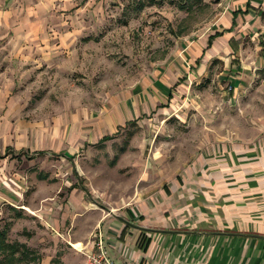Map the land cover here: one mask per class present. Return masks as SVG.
Segmentation results:
<instances>
[{"label":"rangeland","instance_id":"obj_1","mask_svg":"<svg viewBox=\"0 0 264 264\" xmlns=\"http://www.w3.org/2000/svg\"><path fill=\"white\" fill-rule=\"evenodd\" d=\"M223 12L224 0H0V114L19 129L38 130L43 141L50 131L55 139L70 134L73 158L57 150L48 164L82 189L92 209L111 211L187 180L208 145L224 139L253 147L264 136V70L237 82L220 76L224 66L216 61L204 77L179 80L174 96L150 115L118 124L112 112L150 84L156 69L179 64L192 74L180 55ZM106 119L115 121L111 131L102 128ZM210 133L215 139H206ZM45 157H36L38 166ZM205 169L201 184L212 176L215 187L183 188L184 195L210 196L219 223L225 209L231 222L253 228L249 215L264 210L259 173ZM240 212L248 218L238 219ZM19 218L7 210L0 230L9 243L26 245L22 264H82L81 248L56 242L52 226Z\"/></svg>","mask_w":264,"mask_h":264},{"label":"crops","instance_id":"obj_2","mask_svg":"<svg viewBox=\"0 0 264 264\" xmlns=\"http://www.w3.org/2000/svg\"><path fill=\"white\" fill-rule=\"evenodd\" d=\"M263 42L264 0H224L221 17L190 42L184 57L180 55L184 68L192 64L196 70L184 73L179 64L156 69L157 76L150 84L137 89L122 107H114L115 121L124 124L155 112L167 103L170 93L174 96L172 89L179 80L186 77L191 82L204 77L213 62L223 64L220 76L234 75L237 82L253 71L264 70ZM236 90L238 87L234 88L233 97ZM115 121L106 119L100 127L111 131L114 127L109 126ZM38 136V130L19 129L9 116L0 114V221L10 210L22 222L30 220L47 228L52 226L58 237L56 242L80 245L82 264H87L84 256L87 258L93 250L92 235L96 231L111 264H264V210L249 215L255 222L248 230L245 223L231 222L225 209L224 222L219 223L212 197L182 192L188 187H215L212 176L210 182L206 179L201 184L205 168L224 173L232 169L258 172L256 187L264 189L262 134L256 137L253 147L240 144L237 148L224 139L208 145L194 161L187 180L164 183L158 191L139 194L111 211L92 209L82 189L57 177L55 166L48 164L49 152L57 150L63 152L64 159L73 158L69 151L74 142L70 134L63 132L55 139L50 131L44 141ZM205 137L215 139L213 133ZM38 155H46L42 166H38ZM200 203L206 206L199 207ZM238 217L246 220L248 215L240 212ZM61 227H66L62 234Z\"/></svg>","mask_w":264,"mask_h":264},{"label":"trees","instance_id":"obj_3","mask_svg":"<svg viewBox=\"0 0 264 264\" xmlns=\"http://www.w3.org/2000/svg\"><path fill=\"white\" fill-rule=\"evenodd\" d=\"M264 42L262 43V47ZM264 56V48L261 51ZM105 140H109L106 138ZM26 245L20 243H9L7 234L0 230V264H22L26 258Z\"/></svg>","mask_w":264,"mask_h":264},{"label":"built area","instance_id":"obj_4","mask_svg":"<svg viewBox=\"0 0 264 264\" xmlns=\"http://www.w3.org/2000/svg\"><path fill=\"white\" fill-rule=\"evenodd\" d=\"M93 250L87 254L88 264H111L104 252L103 241L100 233L92 235Z\"/></svg>","mask_w":264,"mask_h":264},{"label":"bare ground","instance_id":"obj_5","mask_svg":"<svg viewBox=\"0 0 264 264\" xmlns=\"http://www.w3.org/2000/svg\"><path fill=\"white\" fill-rule=\"evenodd\" d=\"M76 248H80V245H75Z\"/></svg>","mask_w":264,"mask_h":264}]
</instances>
